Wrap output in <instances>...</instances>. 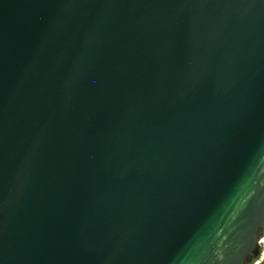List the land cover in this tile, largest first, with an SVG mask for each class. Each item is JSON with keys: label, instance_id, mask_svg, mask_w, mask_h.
<instances>
[{"label": "water", "instance_id": "water-1", "mask_svg": "<svg viewBox=\"0 0 264 264\" xmlns=\"http://www.w3.org/2000/svg\"><path fill=\"white\" fill-rule=\"evenodd\" d=\"M264 229V0H0V264H246Z\"/></svg>", "mask_w": 264, "mask_h": 264}, {"label": "flooded vegetation", "instance_id": "flooded-vegetation-1", "mask_svg": "<svg viewBox=\"0 0 264 264\" xmlns=\"http://www.w3.org/2000/svg\"><path fill=\"white\" fill-rule=\"evenodd\" d=\"M261 238H264V237L261 235L260 239ZM261 244L262 243L259 244L257 255L254 258L250 259L248 262H246V264H253L254 261H256L259 257H260V261L257 262L256 264H264V255H262L261 254L262 251H260V247L262 246Z\"/></svg>", "mask_w": 264, "mask_h": 264}, {"label": "rangeland", "instance_id": "rangeland-1", "mask_svg": "<svg viewBox=\"0 0 264 264\" xmlns=\"http://www.w3.org/2000/svg\"><path fill=\"white\" fill-rule=\"evenodd\" d=\"M263 237H264V229H263V232H262V234H261ZM262 239H264V238H262ZM262 246L260 247V251H262L261 252V254L262 255H264V242L261 244ZM260 261V257L256 260V261H254V263L253 264H256L257 262H259Z\"/></svg>", "mask_w": 264, "mask_h": 264}, {"label": "bare ground", "instance_id": "bare-ground-1", "mask_svg": "<svg viewBox=\"0 0 264 264\" xmlns=\"http://www.w3.org/2000/svg\"><path fill=\"white\" fill-rule=\"evenodd\" d=\"M263 242H264V239L261 238L260 243H263Z\"/></svg>", "mask_w": 264, "mask_h": 264}, {"label": "built area", "instance_id": "built-area-1", "mask_svg": "<svg viewBox=\"0 0 264 264\" xmlns=\"http://www.w3.org/2000/svg\"><path fill=\"white\" fill-rule=\"evenodd\" d=\"M260 240H261V239H260ZM260 240H259V242H258L259 244H260Z\"/></svg>", "mask_w": 264, "mask_h": 264}, {"label": "trees", "instance_id": "trees-1", "mask_svg": "<svg viewBox=\"0 0 264 264\" xmlns=\"http://www.w3.org/2000/svg\"><path fill=\"white\" fill-rule=\"evenodd\" d=\"M263 230L261 231V234H262Z\"/></svg>", "mask_w": 264, "mask_h": 264}]
</instances>
